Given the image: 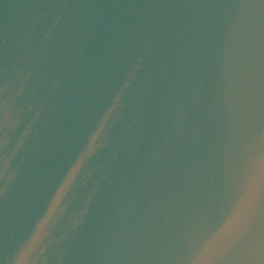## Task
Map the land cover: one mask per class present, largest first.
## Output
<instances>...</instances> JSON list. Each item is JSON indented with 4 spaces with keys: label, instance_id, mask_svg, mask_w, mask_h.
Returning a JSON list of instances; mask_svg holds the SVG:
<instances>
[{
    "label": "water",
    "instance_id": "1",
    "mask_svg": "<svg viewBox=\"0 0 264 264\" xmlns=\"http://www.w3.org/2000/svg\"><path fill=\"white\" fill-rule=\"evenodd\" d=\"M3 264H264V0H96Z\"/></svg>",
    "mask_w": 264,
    "mask_h": 264
}]
</instances>
